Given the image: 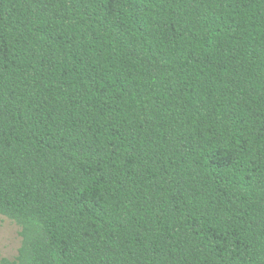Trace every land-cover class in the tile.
<instances>
[{
	"label": "trees",
	"instance_id": "16d2710c",
	"mask_svg": "<svg viewBox=\"0 0 264 264\" xmlns=\"http://www.w3.org/2000/svg\"><path fill=\"white\" fill-rule=\"evenodd\" d=\"M0 264H264V0H0Z\"/></svg>",
	"mask_w": 264,
	"mask_h": 264
},
{
	"label": "rangeland",
	"instance_id": "374dc122",
	"mask_svg": "<svg viewBox=\"0 0 264 264\" xmlns=\"http://www.w3.org/2000/svg\"><path fill=\"white\" fill-rule=\"evenodd\" d=\"M19 228L8 219L0 216V259H14L20 247Z\"/></svg>",
	"mask_w": 264,
	"mask_h": 264
}]
</instances>
